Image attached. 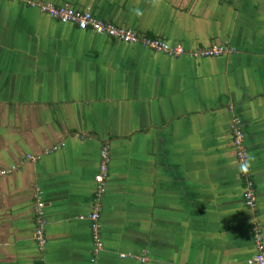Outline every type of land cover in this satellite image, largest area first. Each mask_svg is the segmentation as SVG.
Returning a JSON list of instances; mask_svg holds the SVG:
<instances>
[{
	"label": "crops",
	"instance_id": "crops-1",
	"mask_svg": "<svg viewBox=\"0 0 264 264\" xmlns=\"http://www.w3.org/2000/svg\"><path fill=\"white\" fill-rule=\"evenodd\" d=\"M31 1L90 11L185 54L0 0V172L17 168L0 175V264H247L258 251L254 221L264 248V0ZM217 45L237 52L191 57ZM231 107L246 132L255 212L244 203ZM99 208L104 250L95 258L80 216Z\"/></svg>",
	"mask_w": 264,
	"mask_h": 264
},
{
	"label": "built area",
	"instance_id": "built-area-1",
	"mask_svg": "<svg viewBox=\"0 0 264 264\" xmlns=\"http://www.w3.org/2000/svg\"><path fill=\"white\" fill-rule=\"evenodd\" d=\"M7 2L24 3L29 5L32 9L39 10L41 13L47 15L49 18L63 24V25H74L81 31H90L100 36H107L109 38L118 40L128 45H139L148 50H151L157 54H163L172 58H178L185 54V51L181 46L172 45L157 38L141 37L135 31L124 27L116 26L113 24L106 23L100 19H97L90 11H79L69 7L56 6L51 3H39L31 0H4ZM237 52V49L232 48L228 45H217L210 48H202L193 52L191 55L195 59H210L220 58L226 55H232ZM231 122L230 131L233 141V145L236 152L238 161L244 167L245 176V190H244V203L253 212L257 209L255 182L250 177L249 167V154L246 147V132L243 128L240 116L236 113V110L230 108ZM28 159L31 161H37V157L29 156ZM110 157L107 148H104L101 153L100 170L97 176V192L96 196L99 202L107 193V180L109 175ZM17 168L14 167L12 170H3L0 175L5 176ZM44 203H40L38 207L39 215V228L36 231V242L40 249H44L47 245V239L44 233L46 222L43 219ZM101 208L89 215L80 216V220L89 221L94 241V257L104 250V242L102 238V226L100 222ZM253 237L257 246V253L247 260V264H264V248H263V236L259 226L254 221L252 224ZM126 258L127 256H123ZM96 259H93L95 262ZM142 264L147 262V258H139Z\"/></svg>",
	"mask_w": 264,
	"mask_h": 264
},
{
	"label": "water",
	"instance_id": "water-1",
	"mask_svg": "<svg viewBox=\"0 0 264 264\" xmlns=\"http://www.w3.org/2000/svg\"><path fill=\"white\" fill-rule=\"evenodd\" d=\"M235 109V108H234Z\"/></svg>",
	"mask_w": 264,
	"mask_h": 264
}]
</instances>
